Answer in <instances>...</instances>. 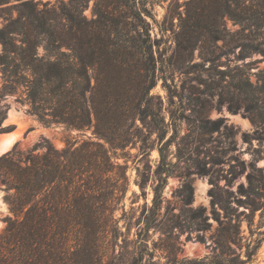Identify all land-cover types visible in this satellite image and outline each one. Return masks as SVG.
Wrapping results in <instances>:
<instances>
[{"label": "trees", "instance_id": "1", "mask_svg": "<svg viewBox=\"0 0 264 264\" xmlns=\"http://www.w3.org/2000/svg\"><path fill=\"white\" fill-rule=\"evenodd\" d=\"M222 6L221 16L239 25L235 35L264 27V0H222ZM149 14L137 0H0V133L9 131L7 97L42 126L75 132L61 148L42 137L26 148L15 142L0 155V189L11 212L0 232V264H117L115 250L125 238L115 212L126 176L109 150L133 142L137 120L150 117L157 128ZM180 19L198 23L186 22L187 12ZM259 48L248 39L238 59L264 55ZM252 85L248 76L234 82L241 89ZM260 86L264 76L254 89ZM88 130L109 148L77 139ZM252 170L249 190L257 200L249 206L264 210V175L255 164ZM155 198L138 236L156 215Z\"/></svg>", "mask_w": 264, "mask_h": 264}, {"label": "rangeland", "instance_id": "2", "mask_svg": "<svg viewBox=\"0 0 264 264\" xmlns=\"http://www.w3.org/2000/svg\"><path fill=\"white\" fill-rule=\"evenodd\" d=\"M137 1L150 13L145 18L155 41L156 81L150 94L157 128L150 117L144 124L137 120L133 142L109 150L126 176L115 212L125 240L119 237L122 247H116L114 262L264 264V210L249 206L255 198L249 190L252 166L264 175V88L254 89L256 78L264 76V55L251 52L238 59L248 39L264 49V27L235 35L239 25L221 16L222 0ZM91 5L84 11L87 17ZM185 12L190 15L186 22L198 21L194 27L180 19ZM231 75L248 76L253 85L235 87ZM4 101L15 119L4 122L9 131L0 135L19 134L11 146L18 142L26 148L45 137L61 148L75 136L62 127L42 126L13 97ZM79 138L109 148L90 130ZM4 194L0 189V232L11 216ZM155 195L156 215L138 236Z\"/></svg>", "mask_w": 264, "mask_h": 264}, {"label": "bare ground", "instance_id": "3", "mask_svg": "<svg viewBox=\"0 0 264 264\" xmlns=\"http://www.w3.org/2000/svg\"><path fill=\"white\" fill-rule=\"evenodd\" d=\"M14 119V111H7L4 122L8 120L14 121ZM18 135L19 134L15 132L0 135V154L7 151L11 147L12 143L17 139Z\"/></svg>", "mask_w": 264, "mask_h": 264}, {"label": "water", "instance_id": "4", "mask_svg": "<svg viewBox=\"0 0 264 264\" xmlns=\"http://www.w3.org/2000/svg\"><path fill=\"white\" fill-rule=\"evenodd\" d=\"M3 133H5V132H3ZM11 148H12V146H11L8 150H10ZM8 150H7V151H8ZM5 152H6V151H5ZM5 152H3V153H5ZM3 153H2V154H3ZM0 155H1V154H0Z\"/></svg>", "mask_w": 264, "mask_h": 264}]
</instances>
